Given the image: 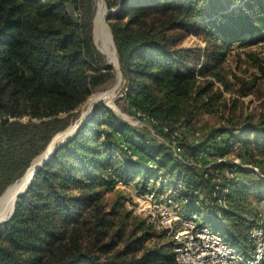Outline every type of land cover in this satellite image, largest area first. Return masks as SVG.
<instances>
[{"label": "trees", "instance_id": "1", "mask_svg": "<svg viewBox=\"0 0 264 264\" xmlns=\"http://www.w3.org/2000/svg\"><path fill=\"white\" fill-rule=\"evenodd\" d=\"M122 3L110 20L126 21L112 33L129 109L158 136L175 137L180 158L100 105L39 169L0 227V264H178L173 240L129 211L132 200L107 198L119 183L144 194L150 181L167 183L158 191L171 188L183 216H204V225L251 253L249 231L261 213L254 202H264L250 190L264 184V108L256 121L204 134L196 119L209 112L203 97L213 85L196 88V78L225 82L232 47L264 33V0ZM79 10L78 0H0V196L67 126L60 116L102 83ZM190 35L206 42L202 55L178 50Z\"/></svg>", "mask_w": 264, "mask_h": 264}, {"label": "rangeland", "instance_id": "2", "mask_svg": "<svg viewBox=\"0 0 264 264\" xmlns=\"http://www.w3.org/2000/svg\"><path fill=\"white\" fill-rule=\"evenodd\" d=\"M122 1L123 0L114 1L116 5L112 6L110 9L107 6V0H78L80 7L79 18L82 20L83 30H87V35H89L91 39L90 43L92 44L94 57L97 62H99L97 66L91 63V66L98 71L97 74H99L98 76L102 83L96 90L92 91L88 100L79 108L68 115L60 116V118H66L67 126L59 131V133L69 128V133L74 132L75 127L81 124L83 119L87 118L89 115L91 117L95 108L101 105L111 110L120 120L129 124L131 127L138 129L140 132L145 133L148 137L154 138L160 143H164L163 141H165V139L158 136L147 121L139 118L138 114L136 115L134 111L129 109L128 101L126 100L125 94L129 89L128 77L125 71L122 70L112 33V25H122L126 21L120 23L116 19L110 20L113 16L120 14L123 5ZM70 6L71 5L68 6L69 12L75 20L78 15L74 13ZM106 12L108 16L105 19ZM102 16L110 32V40L107 36L108 31L106 32L104 27L99 26V20ZM257 39H259V37ZM206 46V42L198 39L194 35H190L181 41L178 50L199 51L202 55ZM115 62H117V67ZM202 63L203 59L200 58V61L196 64L197 72L201 69ZM224 69V83L217 82L216 79L212 77L203 78L198 76L196 78V88L206 87L207 82L213 85L211 93L203 97L204 100L211 101L209 112L206 113L202 111L205 113H201L196 119V128L204 130V134L219 128H229L230 126L237 127V124H243L244 121L249 119H253L254 121L258 119L264 108V33L257 42L246 41L243 45H234L224 63ZM117 70L120 72V75H118ZM107 94H111L109 100L105 96ZM182 132H184V130ZM57 142L58 141L52 145L50 152ZM42 154L39 156L41 159L39 157V159L37 158L39 161L36 159L37 161L34 163V166L40 163L43 157H46L49 152L41 157ZM24 176L11 184L1 196H3L11 186L22 180ZM250 188L252 193L260 192L264 201V184L260 186L255 184ZM119 196H124L133 202L135 200L134 188L124 185L121 187L118 186L116 191L108 195L107 198L111 201ZM254 206L255 213L264 212V202L262 204L254 202ZM200 219L201 222H203L202 220H204L205 217L203 216ZM206 225L210 226L209 224ZM211 227L216 228V223L211 222ZM220 235L226 240L224 234ZM156 242L159 244H166L169 240L166 238ZM237 249L241 254L246 252L245 247H239ZM171 252L173 254L172 249Z\"/></svg>", "mask_w": 264, "mask_h": 264}, {"label": "built area", "instance_id": "3", "mask_svg": "<svg viewBox=\"0 0 264 264\" xmlns=\"http://www.w3.org/2000/svg\"><path fill=\"white\" fill-rule=\"evenodd\" d=\"M174 139L163 142L180 158L181 149ZM118 185L121 187L123 184ZM163 185L167 183L150 181L147 192L137 195L134 191L135 200L126 206L134 215L145 219L154 229L173 240V253L178 264H264V212L259 213L249 231L252 250L249 256H245L204 225L196 214L183 216L181 207L171 195V188L158 191Z\"/></svg>", "mask_w": 264, "mask_h": 264}, {"label": "water", "instance_id": "4", "mask_svg": "<svg viewBox=\"0 0 264 264\" xmlns=\"http://www.w3.org/2000/svg\"><path fill=\"white\" fill-rule=\"evenodd\" d=\"M103 6H104V4H103ZM104 8H105V6H104ZM107 16H108V14H107V12H106V13H105V19L107 18ZM107 30H108V29H107ZM108 34H109V38H111V35H110L109 30H108ZM116 63H117V62H115V64H116ZM116 67H117V64H116ZM117 72H118V75H120V72H119L118 70H117ZM89 117H90V115H89L87 118L83 119V121L81 122V124H79L78 126L75 127L74 132L69 133V130H70V128H69V129H67V130L64 131V132L57 134V135L53 138V140L51 141V143L48 145L47 149L51 146L52 143H54V141H55L56 138H58L59 136H62V138H61V139L57 142V144L54 146V148L52 149L51 153H50L48 156L43 157V159L40 161V163L36 164L35 167L33 166L34 164H32V166H31V167L29 168V170L26 172L25 176H26V175L29 173V171L34 167V168H35V169H34V173H33V177H34V176L36 175V173L39 171V169L42 168L43 166H45V165L50 161V159L52 158V155L54 154V152H55L59 147H61V146L64 145L65 143H67V142H68V141H69V140H70V139H71V138L77 133V131L79 130L80 126H81L82 124H84V123L87 121V119H88ZM47 149H46V151H47ZM46 151H45V152H46ZM45 152H44V153H45ZM44 153L42 154V156L44 155ZM25 176H24V177H25ZM33 177H32V179H33ZM32 179H31V181H32ZM14 185H15V184H14ZM29 186H30V183H29V185H28L23 191H21V192L17 195L16 201H15V203H14V206H13V208H12L11 213H10L7 217H0V227H1L2 225H4V224L8 223L10 220H12V218L14 217V213H15L16 203H17L18 199L28 191ZM4 195H5V194H4ZM4 195L0 197V200H1L2 198H4Z\"/></svg>", "mask_w": 264, "mask_h": 264}, {"label": "bare ground", "instance_id": "5", "mask_svg": "<svg viewBox=\"0 0 264 264\" xmlns=\"http://www.w3.org/2000/svg\"><path fill=\"white\" fill-rule=\"evenodd\" d=\"M99 26L100 27H104L105 28V30H106V32L108 31L107 29V27H106V25H105V21H104V19H103V16L100 18V20H99ZM107 36H108V39L110 40V38H109V34H108V32H107ZM106 97H107V99L109 100L110 98H111V94H107V95H105ZM62 138V136H59L58 138H56L55 139V141H54V143L56 142V141H59L60 139ZM54 143H52L51 144V146L47 149V151L44 153V154H46L47 152H49V154L51 153L50 152V149H51V147H52V145L54 144ZM54 147V146H53ZM48 154V155H49ZM47 155V156H48ZM44 156V155H43ZM43 156H41V157H43ZM41 159V158H40ZM39 161V160H38ZM34 166V165H33ZM36 166V165H35ZM34 166V167H35ZM32 168L30 171H29V173L22 179V180H20L19 182H17V183H19V184H15V185H13V186H11L9 189H8V191L5 193V195H4V198H2L1 200H0V217H7L10 213H11V211H12V208H13V206H14V203H15V201H16V198H17V195L21 192V191H23L28 185H29V183H30V181H31V179H32V177H33V173H34V169L35 168Z\"/></svg>", "mask_w": 264, "mask_h": 264}, {"label": "crops", "instance_id": "6", "mask_svg": "<svg viewBox=\"0 0 264 264\" xmlns=\"http://www.w3.org/2000/svg\"><path fill=\"white\" fill-rule=\"evenodd\" d=\"M125 188V187H124Z\"/></svg>", "mask_w": 264, "mask_h": 264}]
</instances>
